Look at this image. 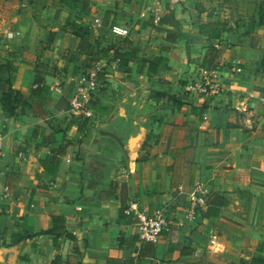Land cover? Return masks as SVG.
<instances>
[{"label":"crops","instance_id":"1","mask_svg":"<svg viewBox=\"0 0 264 264\" xmlns=\"http://www.w3.org/2000/svg\"><path fill=\"white\" fill-rule=\"evenodd\" d=\"M76 1L0 0V264H264V0ZM67 21L94 29L88 55ZM89 71L86 118L69 95ZM197 182L225 205L193 209ZM157 214L167 227L142 238Z\"/></svg>","mask_w":264,"mask_h":264},{"label":"built area","instance_id":"2","mask_svg":"<svg viewBox=\"0 0 264 264\" xmlns=\"http://www.w3.org/2000/svg\"><path fill=\"white\" fill-rule=\"evenodd\" d=\"M111 33L117 36L128 35V30L117 25H113L110 28ZM75 86L70 93L69 104L70 108L79 113L83 117H91V111L94 107L95 91L99 85V77L96 71H89L86 74L78 76L74 81ZM218 83L216 82H204L201 83L199 89L202 93H214L217 91ZM1 152V149H0ZM208 189L200 182L195 183L192 186L191 192V204L193 209L200 208L205 205ZM1 212V210H0ZM167 222L165 218L157 214L153 217H140L139 229L142 238L152 239L159 235L160 232L165 230Z\"/></svg>","mask_w":264,"mask_h":264},{"label":"trees","instance_id":"3","mask_svg":"<svg viewBox=\"0 0 264 264\" xmlns=\"http://www.w3.org/2000/svg\"><path fill=\"white\" fill-rule=\"evenodd\" d=\"M70 3H75L76 0H65ZM77 2V1H76ZM68 25H71L73 28H75V32L80 35L81 42L77 48V53L84 52L86 55L90 53L86 49L87 45L91 42H94V29L89 27L88 25L83 24H77L73 21H67ZM131 46V42L128 39H122L120 41V46ZM120 46L114 51V57L118 60L119 66L123 67L126 66V64L131 61L132 59H135L131 57L132 50L129 48H126L124 51H119ZM74 57V56H73ZM72 59V57H71ZM164 61L162 58H156L153 60H146L144 58H137L136 62L139 65L140 72L146 71L147 74H154L158 72L161 66L159 64ZM45 69V68H44ZM45 70H49L47 67ZM48 75L47 71L44 72L42 75L39 73L38 70H36V76H35V88L31 89L29 92V100L34 102L33 104H37V106H42L41 100H43V95H47L49 93V87L45 83V76ZM22 95L19 92H16L11 89V87L8 85L7 90L3 92L1 97V104L3 105L4 111H9V109H13V104L17 100H21ZM37 101V102H36ZM70 106V104H69ZM207 206L213 205H225L224 202L220 200L218 195L213 194L212 198L208 200V197L206 199ZM55 221L64 222V220L60 217H54ZM58 234L57 230L49 231L48 233Z\"/></svg>","mask_w":264,"mask_h":264},{"label":"rangeland","instance_id":"4","mask_svg":"<svg viewBox=\"0 0 264 264\" xmlns=\"http://www.w3.org/2000/svg\"><path fill=\"white\" fill-rule=\"evenodd\" d=\"M19 1H23V0H19ZM36 3L39 4V6H40V5H43V9H47V8H49L51 5H53V4H55V3H56V5L59 4V2H55V0H36ZM46 71H47V73H48L49 75H52V73L55 74V72L52 71V69H49V70H45V69H43V73L46 72ZM86 73H88V72H85V73H83V74H86Z\"/></svg>","mask_w":264,"mask_h":264}]
</instances>
